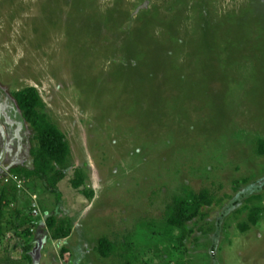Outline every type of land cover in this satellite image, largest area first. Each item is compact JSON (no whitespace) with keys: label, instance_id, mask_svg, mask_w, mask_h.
<instances>
[{"label":"rangeland","instance_id":"obj_1","mask_svg":"<svg viewBox=\"0 0 264 264\" xmlns=\"http://www.w3.org/2000/svg\"><path fill=\"white\" fill-rule=\"evenodd\" d=\"M27 86L71 152L60 200L25 189L20 204L41 198L72 230L53 240L38 219L23 264H264V211L245 232L236 213L250 196L264 208V0H0V179L32 165L12 95ZM186 187L221 202L171 252L162 217Z\"/></svg>","mask_w":264,"mask_h":264},{"label":"trees","instance_id":"obj_2","mask_svg":"<svg viewBox=\"0 0 264 264\" xmlns=\"http://www.w3.org/2000/svg\"><path fill=\"white\" fill-rule=\"evenodd\" d=\"M12 95L23 119L29 123L33 131L34 144L30 148L31 167L13 166L9 168V174L4 179H0V245L8 240L13 241L15 238L18 242L11 247L8 244L4 248L8 253L5 258L0 259V264H23L33 261L31 255L34 246L33 229L37 226L38 219L43 220L46 231L53 240L67 238L72 230L68 217H59L55 211L44 216L39 213L41 198L33 199L31 202L24 199L20 204V193L25 189L29 190L34 197L37 196L35 193L39 194L38 190L42 189L54 194L60 200L61 192L58 183L66 177L71 148L64 132L44 111L45 104L35 87H24L14 91ZM257 153L264 155V139L257 140ZM73 174L72 187L80 189L85 198L91 200L93 191L85 187L86 177L83 172L75 168ZM234 184L237 188L239 181ZM182 192L183 194H174L171 201L166 203L162 217L161 239L171 241L169 247L171 252L179 251L180 248L187 250L185 239L193 232L191 229L188 230V223L197 217L204 218L207 215L204 211L205 207L221 202L219 199L215 200L206 188L196 192L186 187ZM255 199L260 200L261 195L248 197L236 210V213L247 210L246 220L238 224L242 232L256 225L264 211L259 202L254 203ZM34 211H37L36 215ZM16 245L21 247L19 255L16 254ZM113 248L114 244L109 239L103 237L98 240V250L104 257H108L113 252ZM176 264L182 263L177 261Z\"/></svg>","mask_w":264,"mask_h":264},{"label":"built area","instance_id":"obj_3","mask_svg":"<svg viewBox=\"0 0 264 264\" xmlns=\"http://www.w3.org/2000/svg\"><path fill=\"white\" fill-rule=\"evenodd\" d=\"M13 179H16L15 177H13ZM34 214L36 215L37 214V211H34Z\"/></svg>","mask_w":264,"mask_h":264}]
</instances>
